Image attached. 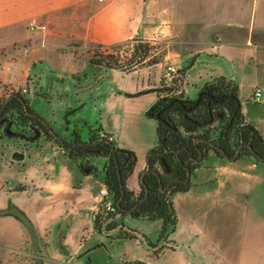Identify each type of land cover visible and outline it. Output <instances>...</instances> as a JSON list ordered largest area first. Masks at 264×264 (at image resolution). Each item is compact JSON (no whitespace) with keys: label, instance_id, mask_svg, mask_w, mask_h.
I'll use <instances>...</instances> for the list:
<instances>
[{"label":"crops","instance_id":"obj_1","mask_svg":"<svg viewBox=\"0 0 264 264\" xmlns=\"http://www.w3.org/2000/svg\"><path fill=\"white\" fill-rule=\"evenodd\" d=\"M32 20L43 29L38 31L43 45L47 36L105 48L134 38L158 44V62L129 71L91 65L67 51L78 64L70 72L72 103L58 93L59 101L49 111L36 112L61 137L74 133L84 140L88 129H100L118 147L132 151L135 164L124 184L133 196L140 190L146 153L156 143V121L146 112L157 100L156 89L167 63L182 72L181 93L188 100L196 99L213 77L232 78L245 120L264 138V0H0V31L5 41L26 38L18 29ZM47 55L40 49L28 58L23 74L26 93L30 83L40 82L34 71ZM62 80L56 77L54 82ZM256 87L261 95L254 100ZM86 88L89 93L82 99L78 93ZM44 93L39 87L34 95ZM0 157L3 168L15 176L3 196H24L23 209L42 264L49 259L92 264L88 253L96 247L91 240V211L98 189L105 187L104 158L92 159L96 172L85 173L50 140L39 137L17 147L5 135H0ZM190 179L186 191L169 196L176 216L174 230L168 234L171 250L186 246L218 253L207 264H264V164L248 156L229 161L209 151ZM117 219L119 227L113 232L124 236V218ZM203 220L214 223L204 228ZM129 236L137 241L132 231ZM82 252L86 262L81 260ZM142 254L124 258L120 264L132 260L154 264L146 249ZM0 262L4 264L1 258ZM30 264L37 263L31 258Z\"/></svg>","mask_w":264,"mask_h":264},{"label":"trees","instance_id":"obj_2","mask_svg":"<svg viewBox=\"0 0 264 264\" xmlns=\"http://www.w3.org/2000/svg\"><path fill=\"white\" fill-rule=\"evenodd\" d=\"M130 43V55L124 61L118 55L106 53L97 58L93 55L88 62L105 69L119 68L126 71L158 62V55L150 52L155 48L150 41L134 38ZM182 77L183 74L180 72L173 89L167 87L162 79L159 88L156 89L157 100L150 110L156 121V143L146 153L145 170L148 172L144 173L143 183H140V190L135 196L126 190L124 184L135 164V155L132 151L118 147L113 140H108L105 134L99 136L100 129H88L84 140L79 139L74 133L68 140L63 138L65 145L72 147L65 154L76 162L81 172L95 173L96 170L90 164L91 160L97 157L104 158L103 184L111 193L115 206L121 198L119 202L121 209L116 206V214L159 221L157 240L174 230L176 216L169 196L175 192L186 191L191 185L190 175L189 180L184 181L185 168H188L189 174L193 176L194 171L204 165L209 151L224 157L219 149L233 155L240 146L242 148L238 158L248 156L256 163L264 164V138L244 118L237 83L224 75L213 77L201 87L198 97L193 100L184 98L181 90L174 95L162 94L167 90H178ZM15 93L27 103L24 94L18 91ZM139 94L141 91L128 96ZM4 99H0V108ZM28 110L34 113L29 107ZM36 115L33 117L26 114L21 101L17 97H12L0 113V135L21 138L17 132L19 130L22 134L35 136L34 140L43 137L59 146L57 140L40 122V116ZM215 123L220 124V130L215 138H211L209 128ZM35 132L38 134L35 135ZM161 161L165 167H162ZM174 178L176 180L170 182ZM143 186L147 188V197L139 203L144 196ZM20 189L21 187H17L15 190ZM132 207L134 209L128 211ZM156 256L157 253L154 254V257ZM127 264L146 263L132 260Z\"/></svg>","mask_w":264,"mask_h":264},{"label":"rangeland","instance_id":"obj_3","mask_svg":"<svg viewBox=\"0 0 264 264\" xmlns=\"http://www.w3.org/2000/svg\"><path fill=\"white\" fill-rule=\"evenodd\" d=\"M36 25L37 27L32 30H29L28 24L21 25L18 32L25 34L26 38L22 40L16 39L11 42L5 41L3 39V33L0 31V99H4L12 92H20L23 87L27 89V76L23 83V74L27 71L28 58L40 49H44L48 53L43 64L34 71V74L41 77L40 82L38 84L30 83L28 93H24V97L29 102L28 107L33 111L36 110L34 113L49 111L53 103H58V93L62 94L63 99H67L72 103L74 87L70 82V77L73 76L70 75V72L78 64L71 60L67 51H71L77 58H86L88 60L93 55L97 58L106 53H113L124 61L130 55L131 43H123L111 48H105L89 42H64L62 40H54L52 37L47 36V43L43 45L38 32L43 29L38 27L37 22ZM152 45L155 48L150 52L157 54L158 44L152 43ZM58 52L66 53L59 55L57 54ZM53 53L57 55H53ZM32 72L33 70H31L30 74ZM84 73H88V69ZM56 77L63 78L62 83H55L54 80ZM50 83L53 84L52 87ZM39 87L45 93L40 96H35L34 92ZM88 90L87 88L84 89L80 94L78 93V96L83 99L89 93ZM162 94L165 95L166 92ZM85 103L86 107L84 111L86 113L83 112L88 117V102L85 101ZM90 123L92 126H95L93 121H90ZM219 130V123H215L210 127L209 134L211 138H215ZM11 139L16 143L17 147H24L30 143L29 138H19L16 141L15 138ZM90 164L92 165V162ZM158 169L161 170L159 166ZM12 171L14 173L15 170L11 169ZM14 177V174H11L6 168H3L0 157V258L4 264H30L31 258L37 264H42L40 257L38 258L35 253L32 225L23 209L24 199L22 198L24 196H13L11 198L3 196L4 190L10 187L8 185L10 179ZM128 216L119 215L120 220L124 218L123 226L127 230L124 236H122L121 231L113 232L110 236L94 232L91 240L94 241L93 245L96 247V250L88 253L89 258L92 259V264H120V261L124 258L135 255L143 256L142 253L145 249L148 251V256H150L149 260H152L154 264H207L210 257L218 254L201 248H188L186 246H178V248L171 250L168 235L159 240L156 239L159 222L151 223L147 220H141L142 218L140 217ZM202 223L204 228H207L214 221L203 220ZM131 231L137 235L136 242L130 240L131 236L129 235H131ZM155 253L160 255V257L155 259ZM83 254L82 252L81 260L86 262V257ZM64 262L49 259L45 263H70Z\"/></svg>","mask_w":264,"mask_h":264},{"label":"built area","instance_id":"obj_4","mask_svg":"<svg viewBox=\"0 0 264 264\" xmlns=\"http://www.w3.org/2000/svg\"><path fill=\"white\" fill-rule=\"evenodd\" d=\"M36 27L37 25L35 21L32 20L28 23L29 30H32ZM178 77L179 71L177 67L172 63H167L162 70L161 79L163 83L170 89H173L172 87L174 86V82ZM179 90H181V84L178 86V90H167L165 95H174L178 93ZM20 92L24 94L27 92V90L25 87H23ZM260 95L261 89L256 87L254 90L253 99L256 100ZM103 134L106 135L108 140H113V137L110 134H106L103 131L98 132L99 136H103ZM117 216L116 206L113 202L111 193L106 189V187L99 188L97 191L96 203L91 211V220L95 225V228H93L94 232L98 234H104L105 236H110L114 229L119 227Z\"/></svg>","mask_w":264,"mask_h":264},{"label":"water","instance_id":"obj_5","mask_svg":"<svg viewBox=\"0 0 264 264\" xmlns=\"http://www.w3.org/2000/svg\"><path fill=\"white\" fill-rule=\"evenodd\" d=\"M12 97H17V98L21 101V103H22V105H23V109H24V111H25L26 114L31 115V116H33V117H36V116H37L36 113H33V112H31V111L28 110V106H27L26 101H25L21 96H18L16 93H13V92L10 93V94H9L7 97H5V99L3 100L2 105H1V108H0V113H1V110H2V109L5 107V105L7 104V102H8ZM150 110H151V108L146 112V114L152 116V113L150 112ZM155 115H157V114H155ZM39 120H40V122H41V123L47 128L48 132H49L51 135H53V137L57 140L60 149H61L64 153H66V152H68V151L71 150L72 147H71V146H66L65 143H64L63 138H62L61 136H59L56 132H54V131L51 129V127H49L48 123H47L44 119H42V118L40 117ZM8 133H9V132H8ZM37 134H38V133L35 132V135H37ZM33 137H35V136H33ZM33 137H32V138H33ZM209 143H210L212 146L216 147L215 144H214L212 141H209ZM241 148H242V146L238 147L233 155L228 154V153L225 152L223 149H219V150L221 151V153L224 155V157H225L227 160H229V161H235V160L238 158V156H239V153H240V151H241ZM161 165H162V167H165V164H164L163 161H161ZM166 169H167V168H166ZM185 170H186V174H185V179H184V181H188V180H189V175L191 176V174H189V169H188V168H185ZM146 172H148V171H147V170H144V171L141 173L140 178H139V182H140V183H143V175H144V173H146ZM158 181H159V185L161 186L162 183H161V181H160L159 178H158ZM143 187H144V196H143V198H141V199L139 200V203L142 202V201L147 197V188H146L145 186H143ZM163 190H164V189H163ZM120 199H121V198H119L118 201L116 202V206H117L118 209H121V208H120V203H119V202H120ZM133 209H134V207L130 208L128 211H132Z\"/></svg>","mask_w":264,"mask_h":264},{"label":"flooded vegetation","instance_id":"obj_6","mask_svg":"<svg viewBox=\"0 0 264 264\" xmlns=\"http://www.w3.org/2000/svg\"><path fill=\"white\" fill-rule=\"evenodd\" d=\"M17 132L19 133V135L21 136V138H23V139H27V134H22L19 130H17ZM19 136V137H20ZM33 136H29L28 138H29V140L31 141V140H34L35 139V137H33ZM62 138H64V137H62ZM66 140H68V138H65ZM190 178H191V176H190ZM176 180V178H174V179H171L170 180V182H173V181H175Z\"/></svg>","mask_w":264,"mask_h":264}]
</instances>
